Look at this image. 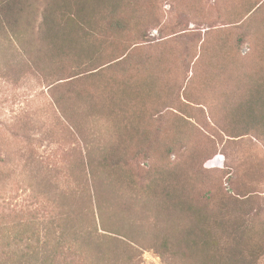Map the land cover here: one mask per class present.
I'll use <instances>...</instances> for the list:
<instances>
[{
  "label": "rangeland",
  "instance_id": "374dc122",
  "mask_svg": "<svg viewBox=\"0 0 264 264\" xmlns=\"http://www.w3.org/2000/svg\"><path fill=\"white\" fill-rule=\"evenodd\" d=\"M8 3L0 223L58 232L98 198L95 228L72 221L101 247L80 264H211L210 239L264 264V139L240 129L264 83V0Z\"/></svg>",
  "mask_w": 264,
  "mask_h": 264
},
{
  "label": "trees",
  "instance_id": "16d2710c",
  "mask_svg": "<svg viewBox=\"0 0 264 264\" xmlns=\"http://www.w3.org/2000/svg\"><path fill=\"white\" fill-rule=\"evenodd\" d=\"M6 1L10 3L11 0H0V11L4 9V3ZM90 2L96 9V2L100 3L101 0H90ZM9 3L8 6L10 5ZM86 3H88V0H86ZM110 5L111 3L109 4V1L103 3L105 12ZM102 14H104V12L100 15ZM100 15L90 17V20L95 21ZM105 17L108 18L109 23L114 22L111 14L107 13ZM5 18L10 23L9 16H5ZM1 21L3 22V20ZM97 21L98 20H96V22ZM117 24L126 29L129 27L128 20L117 19ZM10 30L13 31L12 26ZM249 81L252 84L249 88L256 90V93H253L252 95L249 94L250 96L247 97V100L244 103V111L242 113V116L244 117V126H241L240 129L241 131L245 130L246 132L253 131L257 134V137L264 139V94H262L264 83L253 80ZM258 91L259 96L255 97ZM169 194L172 193L169 192ZM95 208L99 210L101 213L100 217L103 219L107 213L104 203L98 198L95 203L90 200L89 202H83L78 205L75 211L71 210L69 212H63L64 215L61 216V219L62 222H64V225L62 224V230H59L58 232L52 228L47 229L45 227L47 233L46 230L41 232L39 225L31 226L20 220L4 221L2 224L0 223V264H80L77 260L84 261L90 256L93 257V255H86L80 250L101 249L100 246L93 247L89 241V236L93 234L91 225V231L89 230V232L85 234L83 229L84 226H77L76 224L78 222L72 221L79 216V221L83 219L84 221L88 219H91V221L94 220V218H96L94 215ZM74 212L76 213L73 216L72 213ZM95 222L96 220L92 221L93 228H95ZM42 233L44 235L43 238H41ZM117 233L124 234V236H127L130 239L133 238L131 232L128 234L127 232H122V229L117 230ZM85 235L88 236L89 240ZM78 242H84V245L79 246ZM206 244L211 249H214L213 251L217 254L216 258L213 257L210 259L211 264H253V260H248L243 255H241V257L234 255H227L224 257L220 255L215 240H206ZM166 245L167 243L164 244V246ZM255 248V253L258 256L261 251V246H255ZM90 253L91 251L89 254ZM101 253L102 250H97L99 256H101Z\"/></svg>",
  "mask_w": 264,
  "mask_h": 264
}]
</instances>
